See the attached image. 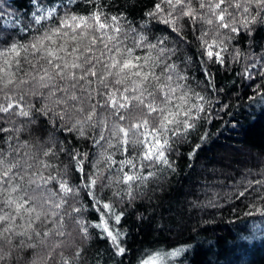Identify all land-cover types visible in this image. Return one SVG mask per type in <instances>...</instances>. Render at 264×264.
I'll use <instances>...</instances> for the list:
<instances>
[{
    "label": "trees",
    "instance_id": "1",
    "mask_svg": "<svg viewBox=\"0 0 264 264\" xmlns=\"http://www.w3.org/2000/svg\"><path fill=\"white\" fill-rule=\"evenodd\" d=\"M39 2L47 6L50 0ZM204 2L207 4L208 0ZM156 4L163 12L148 16ZM189 4L197 17H211L207 8H200V0H184V6L174 9L164 0H55L57 15L36 24L31 17V12L36 11L31 0H0V52L6 53L12 43L22 46L18 57L11 53L0 55V68L4 69L0 72V105L7 106L10 101L5 97H10L11 102L19 101L29 112L28 116H21L15 107L8 113L0 112V129H7L0 131V153L20 165L14 169L19 176L12 181L19 190L10 193L7 184L0 189V215L10 217L0 224V232L8 226L13 228L0 239V264H139L148 255L177 248L184 251L176 264H264V23L252 25L251 35L243 30L231 34L227 29L217 30L215 21L207 25L199 18L193 22L181 16ZM255 11L253 8V15ZM93 12H100L102 22L111 27L77 29L75 33L64 29L67 36L61 33L43 42L61 56H65L59 51L61 46L68 53L79 49L66 57L69 62L75 56H80L79 63L93 58L84 70H72L80 76L94 65L97 73L95 77L88 75L90 84L80 81L76 85L75 95L82 102L73 110L71 101L68 105L57 103L64 94L55 90L65 87V81L56 77L55 84L48 87L37 83L43 75L42 68H51L42 58L43 49L34 52L30 45L37 43L39 47L38 39L51 34L66 16H90ZM169 12L177 19L178 33L161 22V17L169 18ZM113 16L117 17L116 22L111 20ZM114 28L120 31L117 33ZM204 33L209 43L213 38L223 40L221 47L227 49L221 52L223 65L204 55L200 39ZM73 35L75 40L70 38ZM129 49L133 57H141V65L150 58L144 70L159 77V81L149 78L141 85L145 104L153 98L160 103L157 85L167 83L168 75L173 77V87L177 83L184 85L177 96L187 92L189 104L204 103L197 101L199 94L208 102L204 104L208 120L202 113L196 129L186 138L170 141L167 157L171 167L142 161V145L133 144L138 134L131 130L127 151L121 146L123 134H118L119 127L131 129L133 123L145 117L151 125L156 115L148 114L142 105L137 107L134 96L139 95L140 89H132L133 80L138 78H126L117 84L119 77L107 76L105 66L111 57L124 59ZM168 65H175V72ZM204 69L210 74L211 83L203 74ZM112 71L115 73L116 69ZM177 74L186 79L178 81ZM102 76L104 84L100 83ZM9 79L13 83L4 87ZM113 93L117 105L125 103L123 96L127 95L128 107L112 108L106 103ZM92 105L96 114L92 121H86ZM81 107L83 112L78 111ZM56 113L63 114V120ZM116 113L125 119H119ZM73 156L83 161V172L77 169ZM108 156L116 163L109 166L110 161L105 159ZM125 159L133 160L137 168L125 165L121 171L120 161ZM124 172L155 175L144 183L133 182L129 199L128 186L120 182ZM49 177L56 179L48 180ZM90 177L96 179V186L85 189L83 184ZM60 181H67L74 194L64 195ZM89 190L97 199L111 203L118 213L123 212L118 227L126 234L122 239L125 255H115L100 230L89 227L97 220ZM21 196L25 200L32 198L25 209L35 208L33 215L24 209L17 212L14 206L4 203ZM61 201L62 207L56 208ZM77 221H83L88 228L87 238L81 234ZM25 230L31 239L15 234ZM57 230L64 235L55 236ZM45 233L50 235L45 238ZM41 240L45 242L42 244ZM55 243L60 247L49 258L50 246ZM28 244L36 247H26Z\"/></svg>",
    "mask_w": 264,
    "mask_h": 264
},
{
    "label": "snow or ice",
    "instance_id": "2",
    "mask_svg": "<svg viewBox=\"0 0 264 264\" xmlns=\"http://www.w3.org/2000/svg\"><path fill=\"white\" fill-rule=\"evenodd\" d=\"M171 8H175L177 5L184 6V0H164ZM32 6L36 8V11L31 12V17L36 24H41L43 21L51 20L53 16L57 15V6L55 5V0H50L47 6H44L39 0H31ZM200 8L204 9L207 8L208 12L211 13V17L205 19L204 16L197 17L195 10L190 6V4L186 7V10L181 12V16H187L192 19L193 22L197 18L201 20L202 23L207 25H213L215 21V26L217 30L219 29H227L231 34H238L241 30L245 31L247 34L251 35V26L256 23H264V16H261V13H264V0H208V3L205 4L204 0H200ZM229 8L233 11L230 12ZM255 8V15L252 14V9ZM163 12V9L160 7V4L155 5V11L147 13L148 16H155ZM233 12L236 15H233ZM239 16V20L237 19ZM167 19L161 17V22L165 25H168L172 31L179 32L180 29L177 26V19L172 18V13H168ZM259 17V20H258ZM113 22L117 21V17H111ZM91 21V23H89ZM97 28L98 30H103L106 28L111 27L110 25L102 22L101 20V13L100 12H93L90 16H76L70 15L66 16L64 19L60 21V24L57 28L51 31V34L45 33L41 38L38 39L39 47L37 43H32L30 47L33 49L34 52H40L43 49L42 58L47 60L48 65L51 68L49 71L48 68H42L43 75L39 76V80L37 83L40 87H48L49 84H55L56 77H59L62 81H65V87L57 88L55 91H60L64 94V99L57 101L59 104L68 105L69 102H73L71 107L73 110H76L75 105L81 103V97L75 95L76 85L80 81H85L86 84H90L91 81L88 79V75L95 77L97 75L96 71L94 70V65L88 68L85 71L84 75L77 76L76 72L72 71L73 69H85V65L92 64L93 58H85L83 63H79L77 61L80 60V56H75L71 62L66 59L67 56L73 55V53L78 52L79 49H73V53H68L67 49L61 46L59 49L60 52H64L65 56H61L58 54L57 51L52 50L51 48H46L44 46V41L52 40L53 35H60L63 33L64 36H67L68 33L64 32V29H69L73 33L76 32L77 29H87V28ZM115 32H119V28H114ZM207 33H204L200 39L202 41V46L205 49L204 55L207 57L209 61L223 65L224 58L221 55V52L226 51V48L221 47L223 44V40L219 42L216 39H212L209 43L207 40L204 39V36ZM72 40L76 39V36L73 35L70 37ZM109 39H112L109 37ZM141 39H144L143 37ZM95 39L93 38L92 43H95ZM163 41H161L162 43ZM107 48V45H105ZM149 47H156L155 45H149ZM22 46L12 43L10 47L6 50V53L14 54L16 57L20 55V49ZM215 49V51H214ZM26 51V49H24ZM91 49H85V52H89ZM111 51V49H109ZM117 53L120 54V50L117 48ZM163 52V49H160ZM5 52H0V55H5ZM141 57H133L132 50H127L126 58L124 59H116L115 57H111V62L106 65L107 76L115 75L119 77L116 80L117 84L124 83L126 78H138V80H133V87L132 91L136 92L137 89H140L139 95L134 96V99L138 102L137 107L141 105L144 109L147 110L148 114L155 113L156 115L153 117V123L150 125L149 120L147 117L135 122L131 125V129H125L123 127L118 128V134H123V138L120 141L121 146L124 151H127L125 147L128 143V133L129 131H133L137 133V139L133 141V144L142 145L143 151L141 153L140 159L142 161H151L153 163L159 162L161 164L167 165L171 167L169 163L167 152L171 150V140L172 138H186L187 135L196 129L197 122L201 119V114L204 115V119L208 120V115L205 110V98L196 94L197 101H204V103H194L189 104L188 102V93L183 92L182 94L177 96L176 93L178 90H182L184 88L183 84L177 83L175 87L172 86L173 77L172 75H168L166 77L167 83L165 84H158L157 85V92L161 96L160 103L157 104L155 98H153L152 102L145 104L143 99L145 90L141 87V85L149 80V78L159 81V77L156 76L152 71L148 70L145 71V66L148 65L150 58L144 59V65L139 63ZM8 67H11V64L8 61H5ZM19 62L17 61V64ZM203 63V62H202ZM170 71L175 72V65H168ZM112 69H116L115 73H113ZM4 69L0 68V72H3ZM53 73L55 75H53ZM203 74L205 75L206 79L209 80L211 83V76L208 73L207 69H204ZM33 80H36V77H32ZM186 78L177 74V80L182 81ZM71 81L72 83H67ZM13 80L9 79L4 83V87H7L9 84H12ZM21 83H27V81H21ZM100 83L104 84V77L102 76L100 79ZM106 86V85H105ZM84 89L82 88L81 91ZM55 91H51V95H55ZM128 89L125 88L124 92H127ZM149 96H153V93L149 92ZM115 93L109 96L108 101L106 103H110L112 108H126L128 107V96L124 95L123 100L125 103L117 105V102L113 97ZM10 102L7 106L0 105V112L8 113L14 107L18 109V114L21 116H28L29 112L25 111L23 106L17 101L15 104L11 102L10 97H5ZM21 100L23 97L20 98ZM176 100L178 103H174L173 101ZM67 107L65 108V112H67ZM78 111L83 112L84 109L81 107ZM47 115V113H44ZM95 105L91 106V111L86 116V121H92L93 117L95 116ZM63 120V114L56 113ZM119 119H125L124 116L119 115L116 113ZM78 124H83V121H77ZM142 129V131H141ZM71 130V129H69ZM0 131H7V129H0ZM81 135H83V131L81 129ZM206 135V134H205ZM204 137L202 136L201 139ZM103 139V136L100 137ZM99 143V141H96ZM112 145H109L111 147ZM199 147V145H197ZM45 155H48L46 152ZM79 155V154H77ZM111 164H115L116 161L113 160L110 156L105 157ZM73 160L75 161L76 167L80 172H83V161L76 159V156H73ZM121 171L123 166L130 165L132 169H136L137 165L131 159H125L120 161ZM20 165L18 163L12 162L7 160V158L0 153V189H3V186L7 184L9 186L8 191L10 193L17 192L18 186L13 185L12 181L19 176V172L14 171V169H19ZM144 165L141 164L140 168H143ZM155 173L149 172L147 176L142 175L139 172H133L129 174L127 172L123 173L122 180L120 182L126 184L129 188V192L127 193L129 199H131V185L133 182H141L144 183L149 177L154 176ZM23 179V177H20ZM43 179V178H42ZM56 179V177H49L48 180ZM48 180L44 182L47 183ZM34 182V181H30ZM96 186V179L91 178L89 179L88 183L83 184L85 189H93ZM60 191L64 195L74 194V190L70 187L67 181H60L59 182ZM55 195V194H53ZM88 195L92 198L93 201V209L97 214V220L93 224H90L89 227H93L95 229L100 230V234L102 237L106 238V242L110 243L111 248L114 250V254L117 256H123L126 253V248L122 245V239L126 235L124 232L120 230L118 227L120 222L123 218V212H117L114 206L111 203H105L99 199H97L91 190H89ZM118 195V194H117ZM242 195V194H241ZM32 198L30 197L29 200H25L23 196L19 197L18 200L16 199H6L4 203L7 206H14L17 212H20L21 209H24L28 213L35 212V208H27L25 209V204H28ZM45 203H50V201H45ZM63 201L57 203L55 206L56 208L62 207ZM75 212H79L80 209H73ZM55 215V213H53ZM36 219H40V214L37 213ZM10 220L8 215H0V224L5 223ZM111 221V223H110ZM77 225L80 228L81 234L87 238L88 236V228L84 226L83 221H77ZM29 228L32 227L31 224L28 225ZM63 225H59V228L62 229ZM13 232V228L11 226L5 227L2 232H0V239L3 238L4 233ZM16 235L20 236H28L31 239L28 231L25 230L21 233H15ZM37 237L40 236V233H35ZM45 238H47L50 234L45 233ZM64 232L62 230H57L55 232V236H63ZM42 244L45 242L44 240L40 241ZM26 247L35 248V244H28ZM60 247L59 243H55L50 246V251L48 253V257L52 256V252L55 251L56 248ZM184 250L181 248H177L169 253H160L156 252L155 254L148 255L146 258L142 259L139 264H161L163 256H171V257H178ZM3 257L0 256V259ZM64 264H68L67 261H64Z\"/></svg>",
    "mask_w": 264,
    "mask_h": 264
},
{
    "label": "rangeland",
    "instance_id": "3",
    "mask_svg": "<svg viewBox=\"0 0 264 264\" xmlns=\"http://www.w3.org/2000/svg\"><path fill=\"white\" fill-rule=\"evenodd\" d=\"M29 214V216L32 214H34L33 212L32 213H28ZM173 250H175V249H171V250H169V251H162V252H160V253H169V252H171V251H173ZM155 254V253H154ZM152 255V254H151ZM176 259H177V257H171V256H167V255H165V256H163V259H162V261H161V264H176Z\"/></svg>",
    "mask_w": 264,
    "mask_h": 264
}]
</instances>
